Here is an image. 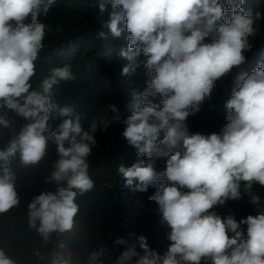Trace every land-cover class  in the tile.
Segmentation results:
<instances>
[{
  "label": "clouds",
  "instance_id": "9594fccd",
  "mask_svg": "<svg viewBox=\"0 0 264 264\" xmlns=\"http://www.w3.org/2000/svg\"><path fill=\"white\" fill-rule=\"evenodd\" d=\"M56 3L0 0V126L10 127L8 111L27 122L0 147V214L20 204L13 159L35 166L48 143H54L57 159L45 182L55 188L35 195L27 212L28 227L44 241L73 229L78 196L94 188L89 157L98 128L93 121L85 129L74 106L57 105L58 86L75 79L70 65L51 68L33 88L38 58L49 51L45 38L52 27L46 16ZM245 4L246 0H98L102 27L115 38L129 33L127 50L119 53L127 61L121 75L131 76L142 67L146 85L142 91H131V114L120 121L122 136L148 161L138 159L131 166L122 162L117 173L134 194L155 188L148 199L157 203L161 223L170 227V244L163 255L151 249L143 235L136 238L142 252L129 243L133 234L116 239L114 244L124 250L115 264H264V213L238 222L231 214L222 217L213 211L229 200L238 201L257 184L264 187V56L251 38L264 14L242 7ZM99 36L106 38L103 32ZM232 69L240 74L231 96L221 90L219 118L197 123L199 132L190 133L187 124L195 118L186 119L200 111L216 82ZM107 108L118 115L117 105ZM57 116L63 119L53 129L50 121ZM208 130L212 133L202 134ZM159 157L167 159L164 170L157 172L153 158ZM250 202L258 204L259 197L252 196ZM104 251H92L87 264H103ZM0 264L16 261L0 248Z\"/></svg>",
  "mask_w": 264,
  "mask_h": 264
},
{
  "label": "trees",
  "instance_id": "16d2710c",
  "mask_svg": "<svg viewBox=\"0 0 264 264\" xmlns=\"http://www.w3.org/2000/svg\"><path fill=\"white\" fill-rule=\"evenodd\" d=\"M242 7L251 9L253 13L259 11L264 14V0H246ZM46 17V24L52 27L45 38L49 51L41 52L38 58L37 75L32 79L33 88L38 87L51 68L65 64L71 66L75 79L58 86L56 102L58 107L74 106L85 129L91 122L97 123V144L89 157V172L94 188L78 196L79 212L73 229L53 233L48 241H44L35 230L28 227V203L35 195L55 188L54 184L46 183L45 178L57 159L56 146L49 142L44 158L35 166L25 167L18 157L13 159L11 167L16 177L15 187L20 204L0 214V248L16 264H62L64 260H69L70 264H87L90 253L103 248V264H115L124 246L116 245L114 241L118 238L129 239V234H133L129 243L136 244L138 252L142 250L136 238L143 235L147 237L150 248L163 255L170 244L167 239L170 227L161 223L157 203L148 199L154 194L155 188L150 187L145 193L134 194L124 187V180L117 173L122 162L131 166L138 159L148 161L147 157H138L136 149L122 136L124 126L120 119L131 114L130 93L134 89L142 91L146 87L142 67L131 76L121 75L127 61L119 53L122 49L127 50L125 37L129 33L125 31L121 37L115 38L107 28L102 27L98 17V0H57ZM104 20L106 22L107 14ZM255 26L256 35L251 38L264 56V17ZM57 28L62 31H57ZM101 32L105 33L106 38L99 36ZM238 74V70L232 69L216 82L211 97L201 104L200 111L186 119L195 118L187 124L190 133L199 132L197 123L207 122L211 116L213 119L219 118L217 109L222 102L221 90H227L231 96ZM110 104L117 105L119 116L107 108ZM6 116L10 127L0 126V147H4L27 123L10 111L6 112ZM62 119L57 116L50 121L52 128L55 129ZM108 122L110 124L104 130ZM211 133L208 130L202 134ZM166 159L153 158L157 172L164 170ZM252 196L259 197L258 204L250 202ZM213 211L222 217L231 214L238 222L248 215L264 213V187L257 184L251 193L243 194L238 201L229 200L223 206H216ZM243 228L244 225H241Z\"/></svg>",
  "mask_w": 264,
  "mask_h": 264
}]
</instances>
